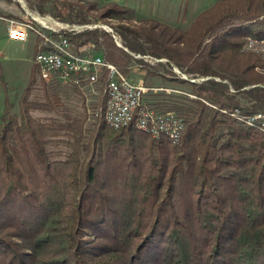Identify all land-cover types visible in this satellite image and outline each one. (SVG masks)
<instances>
[{
    "label": "trees",
    "instance_id": "16d2710c",
    "mask_svg": "<svg viewBox=\"0 0 264 264\" xmlns=\"http://www.w3.org/2000/svg\"><path fill=\"white\" fill-rule=\"evenodd\" d=\"M30 9L108 22L121 44L101 28L68 38L129 78L139 66L148 86L163 79L157 87L177 93L152 91L150 106L181 115L185 130L173 143L113 128L87 104L88 82L72 83L80 105H59L57 81L33 70L19 113L6 105L0 124V264H264V131L243 119L264 113V57L246 50L264 38V0H216L186 29L132 24L112 2L98 11L39 0ZM36 48L51 44L37 35Z\"/></svg>",
    "mask_w": 264,
    "mask_h": 264
},
{
    "label": "built area",
    "instance_id": "2783aa9c",
    "mask_svg": "<svg viewBox=\"0 0 264 264\" xmlns=\"http://www.w3.org/2000/svg\"><path fill=\"white\" fill-rule=\"evenodd\" d=\"M28 16L40 22V28L32 25L31 22L9 20L8 37L12 40L26 41L29 37V29L35 30L45 41L51 44L49 49H40L36 53V62L39 67V76L45 81L59 79L66 83L88 82L98 83L104 76V107L95 111V117L102 116L107 124L113 128L135 126L137 129L150 134L151 136L167 137L173 143H179L185 130V121L181 115L174 111H162L150 106L147 96L150 92L165 90L173 92L171 88L150 87L144 81L134 82L126 76L122 70L112 62H108L102 52L93 49V45H76L68 38L69 32L96 29L99 25L65 24L55 21L56 26L46 19H39L28 12ZM58 26V27H57ZM117 39V35L107 29ZM46 31L56 33L57 37H50ZM247 49L255 50L264 57V38L250 39ZM146 61L151 56H136ZM158 62V60H156ZM180 73V71L175 68ZM185 78L189 79L186 75ZM197 79H191L196 81ZM234 115L240 117L239 109ZM242 118V117H241ZM248 124L258 125L264 131V113L244 116Z\"/></svg>",
    "mask_w": 264,
    "mask_h": 264
},
{
    "label": "rangeland",
    "instance_id": "374dc122",
    "mask_svg": "<svg viewBox=\"0 0 264 264\" xmlns=\"http://www.w3.org/2000/svg\"><path fill=\"white\" fill-rule=\"evenodd\" d=\"M31 1L37 4L39 0H0V16H2L0 17V22H3V20L5 19L7 29L9 24L8 21L11 20V18L17 21L31 22L33 26L40 28V22L34 21L28 16L27 13L30 12L35 16H39V19H46L47 21L51 22L54 26H56L55 21L70 24L71 26L79 25L64 22L62 20H59L58 18H55L51 14L42 15L37 11L31 10ZM74 1H80L86 5L94 3L97 5L98 11L101 10L108 3L112 2L118 4V2H114L115 0ZM215 1L216 0H121L119 5L130 10V14L128 15V22L132 24L138 25L141 23V21L156 20L160 23H164L172 27L186 29L201 12L212 6ZM107 23L108 22L96 23L92 25H99L98 28L101 29H104L101 26H104L107 29H113ZM111 23L117 24L118 20L111 19ZM83 31L85 30H81L75 33ZM112 31L114 32V34L117 35V39H115L118 41L119 44H121L120 36L114 31V29ZM68 33L73 32L68 31ZM2 34H4V29L0 24V53H4V55L0 58V124L2 122L3 114L6 110V105L10 107V110L13 114L19 113L20 98L22 97L25 89L31 81L33 70H36V73L39 75V67L36 62V39L38 34L35 32V30L29 29V37L25 42H6L3 39ZM246 50L259 53L255 50L247 48ZM21 58H23L24 60H21ZM156 60H158V62ZM161 61L165 60L152 57V59L148 60V63L157 64ZM3 71H5V73ZM145 74L146 71L143 68L136 66L134 67V73L132 74L130 79L134 82H145ZM38 77V80H40V76ZM101 78L104 80V76H102ZM54 80L57 81V84L55 85L56 93H53L52 95L54 100L59 105L67 104L75 107L80 105L81 97L78 95V93L74 91V88L72 89V83H66L59 79ZM148 80H150L151 85L156 87L166 84L163 79L157 77L149 78ZM103 82L105 84V80ZM104 84L102 86V89H104ZM97 85H99V83L87 85L85 84L81 85V89L85 93L87 104L91 105L93 103H96L98 105L97 110H101L104 107L105 98L103 95H101V91L97 89ZM36 91L37 90L32 91V95L30 98L35 96V94L38 92ZM172 93L177 92L173 90V92L168 94ZM41 94H43V91L41 92ZM147 100L151 103L152 98L149 99V97L147 96ZM48 113L49 112H41L40 114L46 115Z\"/></svg>",
    "mask_w": 264,
    "mask_h": 264
},
{
    "label": "crops",
    "instance_id": "0c3cea01",
    "mask_svg": "<svg viewBox=\"0 0 264 264\" xmlns=\"http://www.w3.org/2000/svg\"><path fill=\"white\" fill-rule=\"evenodd\" d=\"M114 2H118V4L121 2V0H115ZM2 17V16H0ZM11 17V16H10ZM13 19V18H11ZM3 20V19H1ZM0 24L2 25V28L4 29V34H2L3 39L8 42V41H17V40H12L8 37V29H7V24H6V20L4 19L3 22H0ZM25 42V41H23ZM4 55V53H0V58ZM21 60H24L23 58H21ZM5 73V71H3Z\"/></svg>",
    "mask_w": 264,
    "mask_h": 264
}]
</instances>
